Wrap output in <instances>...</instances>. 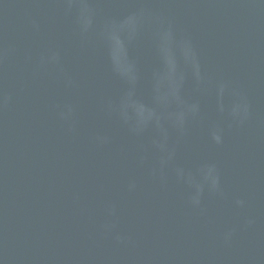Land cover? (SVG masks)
I'll list each match as a JSON object with an SVG mask.
<instances>
[{
  "label": "water",
  "instance_id": "water-1",
  "mask_svg": "<svg viewBox=\"0 0 264 264\" xmlns=\"http://www.w3.org/2000/svg\"><path fill=\"white\" fill-rule=\"evenodd\" d=\"M0 264H264V0H0Z\"/></svg>",
  "mask_w": 264,
  "mask_h": 264
}]
</instances>
